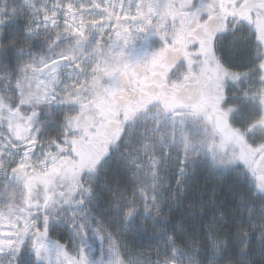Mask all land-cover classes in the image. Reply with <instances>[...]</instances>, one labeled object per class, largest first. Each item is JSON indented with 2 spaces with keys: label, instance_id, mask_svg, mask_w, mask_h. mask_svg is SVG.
Here are the masks:
<instances>
[{
  "label": "snow or ice",
  "instance_id": "6c2138e0",
  "mask_svg": "<svg viewBox=\"0 0 264 264\" xmlns=\"http://www.w3.org/2000/svg\"><path fill=\"white\" fill-rule=\"evenodd\" d=\"M0 264H264V0H0Z\"/></svg>",
  "mask_w": 264,
  "mask_h": 264
}]
</instances>
